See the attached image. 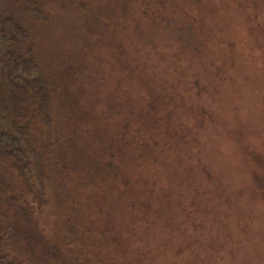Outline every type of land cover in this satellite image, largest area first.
Here are the masks:
<instances>
[{
  "label": "rangeland",
  "instance_id": "374dc122",
  "mask_svg": "<svg viewBox=\"0 0 264 264\" xmlns=\"http://www.w3.org/2000/svg\"><path fill=\"white\" fill-rule=\"evenodd\" d=\"M163 4L152 25L143 20L145 42L135 37L132 10L113 18L106 8L102 34H90L103 38L96 71L120 83L117 122L130 115L134 131V120L147 117L152 94L136 82L146 75L169 80L166 106L173 105L157 113L156 135L146 131L157 142L149 176H141L135 212L127 216L133 194L116 203L129 221L111 234L107 262L264 264V0ZM132 41L141 70L118 48L134 57ZM95 55L83 57L94 64ZM134 152L121 160L130 176Z\"/></svg>",
  "mask_w": 264,
  "mask_h": 264
},
{
  "label": "trees",
  "instance_id": "16d2710c",
  "mask_svg": "<svg viewBox=\"0 0 264 264\" xmlns=\"http://www.w3.org/2000/svg\"><path fill=\"white\" fill-rule=\"evenodd\" d=\"M163 2L0 0V264H108L111 234L129 221L116 203L130 193L137 202L130 199L127 216L139 206L137 187L157 144L146 131L156 135L157 113L173 105L166 106L169 80L146 75L136 82L152 94L147 117L134 120V131L130 115L117 122L120 83L96 71L103 38L91 36L102 34L106 8L113 18L132 10L135 37L145 42L144 21L152 25ZM132 45L134 57L118 44L122 60L141 70ZM93 53L94 64L83 57ZM131 148L137 180L121 161Z\"/></svg>",
  "mask_w": 264,
  "mask_h": 264
}]
</instances>
